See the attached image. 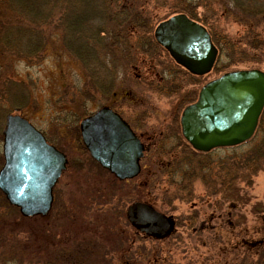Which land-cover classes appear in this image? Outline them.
I'll return each instance as SVG.
<instances>
[{
    "label": "rangeland",
    "instance_id": "obj_1",
    "mask_svg": "<svg viewBox=\"0 0 264 264\" xmlns=\"http://www.w3.org/2000/svg\"><path fill=\"white\" fill-rule=\"evenodd\" d=\"M131 1L0 0V168L8 114L28 118L68 159L48 219L23 215L0 191V264H216L210 256L219 250L220 264H264V245L238 243L243 234L253 241L264 237V109L252 142L211 156L214 170L220 163L224 185L215 199L220 211L213 209L220 212V246L214 250L199 237L197 249L188 248L185 194L190 181L200 180L203 163L179 135L184 108L208 81L233 70L264 71V0ZM176 13L200 21L215 39L219 55L211 72L192 75L155 39L157 24ZM234 13L253 20L261 40L251 41L258 44L253 50ZM232 38L245 39L244 53L229 48ZM126 88L128 102L122 104ZM115 100L150 148L141 174L124 189L77 137L81 119ZM237 156L245 171L240 185L254 184L232 195L233 163L221 164ZM120 197L173 215L176 231L162 240L136 233L122 210L113 209ZM215 222L207 240L217 238ZM124 236L127 251L119 249ZM92 241L98 244L92 247Z\"/></svg>",
    "mask_w": 264,
    "mask_h": 264
},
{
    "label": "water",
    "instance_id": "obj_2",
    "mask_svg": "<svg viewBox=\"0 0 264 264\" xmlns=\"http://www.w3.org/2000/svg\"><path fill=\"white\" fill-rule=\"evenodd\" d=\"M155 36L176 63L192 74L212 70L218 49L206 27L186 14L161 21ZM263 108L264 71H229L206 83L197 101L185 107L182 133L202 151L237 145L253 135ZM81 131L93 158L118 178L131 179L139 173L145 146L112 108L104 106L84 118ZM3 134L0 191L23 215H45L53 202V188L66 168L65 154L20 115L8 116ZM128 218L140 231L158 239L173 229L170 217L142 201L129 206Z\"/></svg>",
    "mask_w": 264,
    "mask_h": 264
},
{
    "label": "flooded vegetation",
    "instance_id": "obj_3",
    "mask_svg": "<svg viewBox=\"0 0 264 264\" xmlns=\"http://www.w3.org/2000/svg\"><path fill=\"white\" fill-rule=\"evenodd\" d=\"M128 95H129V92L127 91V88L124 89V90H121V96L122 97H121L120 100H121L122 104L128 102L127 101ZM111 98H110V100H111ZM117 101L118 100L105 102L104 104L100 105V107L96 108V110L92 111L89 115L95 113L96 111H98L100 108H102L104 106H108V107L112 108L116 113H118L130 125L132 130L136 133L138 138L141 140V142L145 146L144 154H143L142 158L139 161L140 162V171H139V173L135 177H133L131 179L122 180V179L118 178L114 173H112L109 169L103 167L96 159H94L93 156L91 155L90 151L87 149L86 146H84V148L86 149V152H88V154L91 156L92 159H94L100 166H102L105 170H107L110 173L111 178L113 179L112 181L115 182L116 184H118V182H119L121 185H118V186L121 187L122 189H124L125 187H127V184L130 182L129 180H133L134 178L138 177L141 174V172H142V160L145 157L146 152L148 150H150V148L142 140V137L137 133L133 123L130 120H128L125 116H123L121 112L118 111V109L116 108ZM9 115L10 114L7 115L6 119L8 118ZM83 119L80 120V123H79L78 128H77V135H78L77 137L79 139H81L82 141H83V136H82V131H81V121ZM259 122H260V120H259ZM155 133H157V134L159 133L158 135H160L161 130H156L155 131V129H153L152 130V135H155ZM179 133H180L179 135L181 137H183L182 132H181V128L179 130ZM253 136H254V134L252 135V137L250 139H248V140H246V141H244V142H242L240 144H237V145L215 147V148H212V149L207 150V151L198 150V149L194 148L193 146H191L188 142H186L189 145V147H190L191 154L195 155L197 158H200L201 159V163H203L202 171H201V174H200V180L196 179V180L190 181V183H189V185L187 187V192L185 194V200L187 201V203L189 205L188 209H187L188 212H189V216H188L189 222H188V224L186 223V226H187L188 237H189L188 248H190V251H193V250L197 249L196 248L197 247L196 244H197V240L198 239L196 240V239H194V237H199L198 242H201L205 246V248H210L211 250H214L216 245L220 246V212H218L217 214H214V210L217 209V210L220 211V208H216V206H215V199H216V196L220 194V191L224 190V185L220 183V163L216 164V167H215L216 170H214V166H212V164H214V160H211V156L214 155V154H217L220 150L224 151V150L231 149L232 151H235V150H237L239 148H242L244 145L248 144L249 142H252ZM83 143H84V141H83ZM209 157H210V160L208 161ZM237 157H238L237 159L234 157V159H232V161H228L227 160L225 163L221 164L222 169H223V165L225 167V165L228 162H232L233 163V165L228 168V175L230 177H232L234 179V181H235V185L233 186V188H231L232 195H234L236 192H239V195H240L244 188H246L247 186L248 187L250 186V188H251L253 186V184H254V180L250 179L249 182L244 183L245 184L244 186L240 185L241 183H239V182L244 180L243 176L245 174V171L242 168L243 164H240L239 163L240 161H238L240 156H237ZM67 163H68V161H67ZM2 166H3V164H2ZM66 168H67V165H66ZM63 172L61 173V175L63 174ZM61 175H60V177H61ZM209 180H211V181H209ZM58 181H59V179H58ZM58 181L56 182V184L58 183ZM197 181H199L200 184H198ZM53 194H54V190H53ZM209 196H211L210 197L211 199L209 198ZM119 199L121 200L120 201L121 203H119L121 206L120 205L115 206V207H113V209L114 210H120V209L122 210V212H121L122 213V217L125 218L126 220H128L127 222L132 226V228L135 230L136 233L140 234L143 237L146 236V237H149V238H154V237L148 236L144 232L140 231L137 227H135L131 223L130 219L128 218V208H129V206L131 204H133L134 202L142 201V200H140V199H132V200L128 201V200H123L124 198H122V197H120ZM249 200H250V196L248 197V199L246 201H249ZM124 201H126V202H124ZM142 202H145V201H142ZM53 203H54V196H53V202L51 204V207H50L49 211H51V209L53 207ZM112 203H113V200L111 201V204ZM209 209H210V214H209ZM156 210L159 211L158 209H156ZM49 211L45 215H42V216H45L47 218ZM159 212H161V213L165 214L166 216L170 217L171 220L173 221V229L170 232V234L168 235V236H170L171 234H173V232L176 231V227H177L176 219H175V217L173 215L166 214V213H164L162 211H159ZM113 214H117V212H114ZM207 221H210V226L212 228L207 226ZM213 221H216L215 222L216 225L219 226L217 238L215 237V235H213L210 240H207L206 239V237H207L206 234L208 233L209 230H212L214 228V226L212 224ZM233 231H234V229H233ZM125 232L127 233V229L124 231V233ZM126 236L122 237L119 249H123V250L127 251L128 246H129L128 245L129 242L126 240ZM167 237H165V238H167ZM247 237H249V236H247V234H243L242 238H244L245 240L244 239L238 240V243L244 242V245L245 246H249V248H252V247L255 248L257 246L264 245V237H262V238L260 237L261 239L260 238H258V239L256 238V239H254V241L252 239H250V238H247ZM155 239L162 240V239H158V238H155ZM93 244H94V246H96L98 243H95V242L92 241L91 246ZM94 246H92V247H94ZM116 247H118V246H116ZM216 254H217V256H214V255L210 256V259L213 260L216 257L217 258L216 264H220V250L217 251Z\"/></svg>",
    "mask_w": 264,
    "mask_h": 264
},
{
    "label": "trees",
    "instance_id": "obj_4",
    "mask_svg": "<svg viewBox=\"0 0 264 264\" xmlns=\"http://www.w3.org/2000/svg\"><path fill=\"white\" fill-rule=\"evenodd\" d=\"M126 4L127 5H130V4H132V1L131 0H126ZM125 4V5H126ZM223 12H225L226 13V11H224V10H222ZM238 14H236V13H234L233 14V17L235 18V19H237L238 21H240L245 27H246V30H247V34H245V39H246V41H248V43H249V45H251L250 46V48L253 50V48H254V46H257L258 44L257 43H254L255 45L253 46L252 44H251V41H254V40H257V41H261V40H259L257 37H255L254 36V34H253V31H254V24H253V20H251V19H248L247 17H249V16H246V15H244L243 13H241L240 15H238ZM242 15H244L245 17L243 18V16ZM241 19V20H240ZM249 36H251L253 39H249L248 37ZM247 37V38H246ZM213 38V37H212ZM221 38H223V36L221 37ZM226 38V37H225ZM245 39L243 40V41H241V40H237V39H234V38H232L231 40H228L229 42H228V44H229V48L231 49V50H234V52L235 53H240L241 54V52L242 53H244V49L242 48V46H243V44H244V41H245ZM213 40H214V42H215V39L213 38ZM245 41V42H246ZM251 50V51H252Z\"/></svg>",
    "mask_w": 264,
    "mask_h": 264
}]
</instances>
